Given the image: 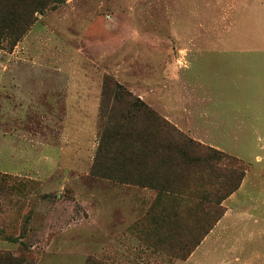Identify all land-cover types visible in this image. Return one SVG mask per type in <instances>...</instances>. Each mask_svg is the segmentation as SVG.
<instances>
[{
    "label": "rangeland",
    "instance_id": "obj_1",
    "mask_svg": "<svg viewBox=\"0 0 264 264\" xmlns=\"http://www.w3.org/2000/svg\"><path fill=\"white\" fill-rule=\"evenodd\" d=\"M8 5L0 264H264V0H52L24 13L15 0L19 17L4 21ZM32 17L27 30L39 19L36 40L54 49H13ZM234 23L241 33L218 38ZM69 83L92 93L62 140ZM180 86L202 102L179 100ZM172 110L218 113L217 128L184 132Z\"/></svg>",
    "mask_w": 264,
    "mask_h": 264
},
{
    "label": "crops",
    "instance_id": "obj_2",
    "mask_svg": "<svg viewBox=\"0 0 264 264\" xmlns=\"http://www.w3.org/2000/svg\"><path fill=\"white\" fill-rule=\"evenodd\" d=\"M40 17H41V15H40ZM238 27H239V25L234 23L232 26L229 27V29L223 30L222 34L219 33L218 38L225 37V35L231 30H234L235 32L241 33V30ZM42 28H44V27L40 24V20L38 19L35 22V24H33V26H31V28L29 30H27L26 34L23 36L21 41H19L13 49H54V46H52V42H50L49 44L47 43L45 45H42V43L40 41L37 42L36 39H41L42 35L46 31L45 28L44 29H42ZM242 36L243 37H249V41L251 40L250 33L249 34L243 33ZM228 37H231V36H228ZM46 46H49V48H47ZM237 47L235 48V46H232L230 43L225 42V40L219 39L217 42L216 49H224L223 51L225 53H227V52L232 53V52H234L233 50L238 49ZM59 49H61V48L59 47ZM177 50H178L177 54H179V53L180 54H193L196 56H197V54L203 55L205 53L206 54L209 53L208 49H177ZM195 57L191 62H189V63L186 62L187 65L185 66L184 69H187L189 66H191L193 64L194 60L198 59V57L197 58H195ZM44 58H46V56H44ZM181 59H182L181 57L179 58L177 56L174 59V62L181 60ZM183 70H182V72H183ZM170 77L172 78L173 81H174L173 78H176V77L177 78L178 77H180V78L184 77L187 82H189V80H190L188 75H185V74L181 75L180 72L178 73V70H171ZM84 86H86V84H77L74 87V85L69 83L65 86V88L63 90V101H64V106H65V109H64L65 110V113H64L65 118L63 120V128H62L63 139L62 140H65L68 135H72V133L74 131L72 129V124L70 123L71 119H73V118L79 119V118L84 117V114H85L84 112H86V110H87V108H86V106H87L86 95L91 94L92 90L88 88L89 91H87L88 89H86ZM90 86L91 85H89V87ZM187 86L189 87L188 84H187ZM177 91H178L177 92L178 94H176V95L178 96V98H180L179 100H187V98L191 97L193 101L195 100L198 102H200V101L202 102V100L198 99L199 97L196 98L197 99L196 100L195 95H193V94L183 93L182 92L183 88L181 86L177 88ZM82 92H83V94H82ZM53 95H47L46 94V96H49L48 98L52 102H54L56 100ZM182 97H183V99H182ZM52 98H54V99H52ZM178 98H177V100H178ZM94 101H95L94 103H96L95 99H94ZM171 101H173L172 97H171ZM96 108L94 109L95 110L94 112H96V110H97ZM200 113H202V114H200L199 117L193 118V116H191V115L187 116V115L181 114V111H178L177 113H175L172 110L170 115L166 116V117L172 123H174L179 128H181V130L184 132L200 133V134H203V136L206 134L209 135L211 133H214L213 129L217 128V124H218V113H213L212 115H205L204 112H200ZM210 146H214L216 148L223 149L222 146L215 145L213 143H211ZM238 190H240V188ZM229 200H236V193H233L232 195H230L227 198V201H229ZM228 211H227V213H228ZM218 224L220 225V223H218ZM206 241H208V239H204L202 244L204 245L205 244L204 242H206Z\"/></svg>",
    "mask_w": 264,
    "mask_h": 264
},
{
    "label": "trees",
    "instance_id": "obj_3",
    "mask_svg": "<svg viewBox=\"0 0 264 264\" xmlns=\"http://www.w3.org/2000/svg\"><path fill=\"white\" fill-rule=\"evenodd\" d=\"M14 1H15V0H4L5 5L9 4V5L6 7V8H7V9H6V10H7V13L5 12L4 15H1V18L4 19V21H6V20H10V21H11L12 18H14V16L19 17V16H17L19 13H16V15H12L13 13H11V12L13 11V6L11 7V4H12ZM16 1H24V2H25V5H24L25 7H22V12H23V10H24V12H25L26 7L28 8V6H31V5L36 4L39 8H42V7H45V6H46L49 2H51L52 0H16ZM38 10H39V9H34L33 11L39 13L40 10H39V11H38ZM24 12H23V13H24ZM13 20H14V19H13ZM34 20H35V18L32 17L31 20H27L26 22H24L23 25H22L21 27H17V28H15V31L18 32L17 35H22V34L25 32V30H27L28 26H30V25L34 22ZM17 37H18V36H17ZM16 41H17V38L14 39V43H15ZM144 109L148 111V109H147L146 106H144ZM148 112H150V114H152V117H154V119H156L155 123H157L158 120H159L160 122H164V123H165V120L159 118V117H158L157 115H155V113H153L152 111H148ZM166 123H167V122H166ZM166 123H165V124H166ZM166 125H167V124H166ZM167 126H168V125H167ZM108 131H109V130H108ZM105 133L109 135V132L105 131ZM129 133H130V132H129ZM117 136H119V135H117ZM110 139H111V138L107 137V139H106V143L109 142ZM186 142H189V141H186ZM190 143H192V142H190ZM209 149H211V148H209ZM211 150H213V149H211ZM177 152H180V151L178 150ZM213 152H215V150H213ZM181 154H182V151H181ZM233 188H234V185H233V187H232V190L236 189V187H235L234 189H233ZM227 196H228V195H227ZM188 254H189V253H186V254H185V257L188 256ZM85 264H100V262H96L94 259L87 258Z\"/></svg>",
    "mask_w": 264,
    "mask_h": 264
}]
</instances>
